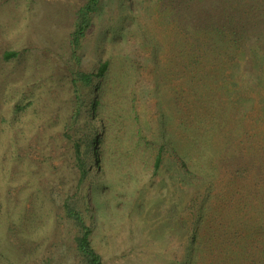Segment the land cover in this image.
Here are the masks:
<instances>
[{
  "label": "rangeland",
  "instance_id": "374dc122",
  "mask_svg": "<svg viewBox=\"0 0 264 264\" xmlns=\"http://www.w3.org/2000/svg\"><path fill=\"white\" fill-rule=\"evenodd\" d=\"M87 1L0 0V264H80L74 243L77 228L61 206L65 189L50 178H40V183L32 178L22 200L24 185L7 182L17 173L11 167V148L1 157L2 143L16 101L29 114V105L37 101L41 110L49 97L63 102L70 95L65 82L73 72L94 73L105 61L110 69L100 84L97 116L101 164L77 195L88 202L81 211L92 230V247L104 264H185L197 221L202 222L200 237L213 238V230L234 220L235 195L243 185H251V170L258 179L263 176L264 116L257 118L258 107L251 103L232 113L243 120L250 116L234 139L236 149L241 145L251 150L247 156L235 151L233 157L238 158L233 160L232 152L218 170L213 164L216 171L199 176L166 154L154 172L161 141H176L183 128L189 136L197 125L193 116L207 111L203 105L208 91L197 86L198 93L193 92L184 68L187 61L177 58L181 47L193 43L192 18L196 13L203 19L205 14L224 20L237 16L240 0H218L219 10L210 9L209 0H106L76 44L77 14ZM253 43L247 40L246 47ZM259 45L263 47L264 40ZM225 90L222 98L233 101ZM247 91L256 100L253 86ZM178 139L180 157L189 153L188 165L199 161L193 145ZM29 147L28 154L37 159L32 139ZM207 149L208 157L202 160L212 154L214 162H221L224 141H208ZM255 160L262 164L252 169ZM58 162L53 158L51 164ZM243 164L250 166L245 174L238 172Z\"/></svg>",
  "mask_w": 264,
  "mask_h": 264
},
{
  "label": "trees",
  "instance_id": "16d2710c",
  "mask_svg": "<svg viewBox=\"0 0 264 264\" xmlns=\"http://www.w3.org/2000/svg\"><path fill=\"white\" fill-rule=\"evenodd\" d=\"M217 1L209 0L210 9L221 8ZM246 1L240 0L237 16L233 14L225 20L212 14H205L204 19L197 16V13L194 14L192 21L195 24L190 33L193 43L187 49L181 47L177 58L187 61L184 68L185 71L188 70L193 92L198 93L197 86L208 91L209 100L203 105L207 111L204 112L205 116H193L198 126L189 129V136L185 135L183 128L176 135V141H161L154 160L155 173L161 169L166 154L178 158L189 174L205 176L207 171H216L218 164L231 159L232 152L233 160L238 158L233 157L235 151H240L241 156L251 152L248 148L244 150L241 145H237L240 149H236L234 142L242 134L238 129L245 127L244 123L250 116L243 120L232 116V113L238 107L251 103L258 107L257 118L264 116V45H259L264 40V0H251V4ZM105 4L106 0H88L80 9L73 33L76 44L89 28L92 18L103 10ZM206 10L204 9L205 12ZM251 39H254L251 45L255 47H246V41ZM109 69L110 62L105 61L94 73L73 72L69 81L65 82L69 97L63 102L49 97L45 110H41L37 101V104L29 105L32 106L29 114L25 106L16 101L5 128L9 134L2 143L1 157L5 158L11 148V167L14 166L17 173L12 181L7 182L13 186L24 185L20 189L22 200L26 198L29 185L34 183L30 180L32 178L40 183V178L47 177L65 189L66 197L61 206L65 216L77 228L74 243L80 264H104L99 253L92 247V230L86 224L81 211L83 206L88 205L87 199H77V195L83 189L84 183L100 168L102 137L99 133L101 122H97L98 94L100 84L107 77ZM251 86L257 92L256 100L248 97L247 90ZM225 88L227 96L235 97L233 101L222 98ZM233 102L234 104H230ZM235 119H239L238 126ZM162 124L166 123L163 121ZM178 137L180 141L184 140L193 145L199 161L188 165L186 160L192 156L184 153L180 157L181 152L175 144ZM31 139L33 146L38 148L37 159L28 154ZM208 141H224L225 149L218 160L221 162H214L217 157H212V154L209 159L202 160L203 157H208L205 155V151L208 153ZM53 158L59 160L58 165L51 164ZM213 164H216V169ZM251 164L253 169L257 164H262V161L255 160ZM1 166L5 174L6 167ZM249 169V165L243 164L238 172L245 174ZM253 171L249 173L251 185H243L244 189L235 195L238 203L232 209L237 214L229 226L222 227L219 231L213 230L209 234L213 238L207 241L200 237L202 222L197 221L190 238V253L184 259L185 264H264V168L263 176H259V179ZM206 245L208 247L205 248ZM205 250L211 253L217 251L220 255L210 257L204 254Z\"/></svg>",
  "mask_w": 264,
  "mask_h": 264
}]
</instances>
